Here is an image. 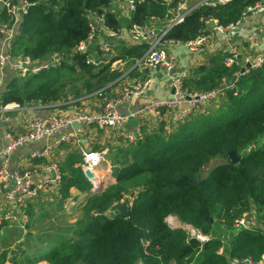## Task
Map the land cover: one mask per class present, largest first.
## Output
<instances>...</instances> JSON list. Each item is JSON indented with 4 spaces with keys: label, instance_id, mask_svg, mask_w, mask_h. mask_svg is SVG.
Masks as SVG:
<instances>
[{
    "label": "trees",
    "instance_id": "obj_1",
    "mask_svg": "<svg viewBox=\"0 0 264 264\" xmlns=\"http://www.w3.org/2000/svg\"><path fill=\"white\" fill-rule=\"evenodd\" d=\"M26 1L28 10L21 18L10 54L42 62L57 51L63 60L36 75L7 76L0 92V104L4 106L67 100V81L78 72L85 74L86 80L80 90H74L72 98L90 96L99 91L92 81L103 86L120 76V72L109 70L112 60L142 56L146 44L137 43L104 65L86 64V54L73 50L86 39L93 13L103 16L111 30L141 25L150 17L165 23L169 17L165 5L157 0L136 3L135 10L124 19L109 10L110 0ZM254 1L232 0L215 7H199L171 27L165 39L183 43L209 35L206 20L226 26L238 20ZM235 70L215 53L207 63L191 68L183 85L190 92H206ZM103 90L106 88L95 95L101 97ZM223 97L225 103L217 114H191L170 134L159 128L137 136L134 143L118 138L121 144L109 149L107 156L114 183L91 193L92 183L80 168L78 151L69 152L61 162L62 183L56 199L61 207L71 197V189L89 192L81 206V217L71 236L53 244L46 258L45 248L34 253L16 248L11 254H18L19 260H13L14 264H33L40 259L48 264H228L232 258L258 259L264 252V228L234 229L233 222L252 207L264 221V142L246 150L264 136V63L226 87ZM64 147L68 145L62 144L58 150ZM230 151L239 161H229ZM215 157L224 161L201 175ZM128 188V193L135 191V199L127 217L107 214L108 207ZM29 215L31 219V212ZM169 216L209 239L201 242L185 230L169 226ZM9 254L0 251V264H5Z\"/></svg>",
    "mask_w": 264,
    "mask_h": 264
},
{
    "label": "built area",
    "instance_id": "obj_2",
    "mask_svg": "<svg viewBox=\"0 0 264 264\" xmlns=\"http://www.w3.org/2000/svg\"><path fill=\"white\" fill-rule=\"evenodd\" d=\"M144 0H110L120 2L122 11L128 16L135 10L136 3ZM168 10L169 17L165 23L155 17H150L141 25H131L111 30L106 27L104 18L93 13L89 21V32L86 39L74 47V53H85V62L89 65L99 66L109 62L113 56L110 38L120 33H125L136 43L146 44V48L139 58L133 60L132 68L142 71L143 69H158L165 78L166 84L172 89L170 97L152 99L133 112L122 113L119 104L129 100L133 96L144 94L150 84L149 78L140 79L135 83L123 85L115 95H105L99 109L84 112L59 113L58 110H69L87 96L69 98L48 105H42L50 111L44 118L33 114L26 122L25 130L13 132L9 129L3 131L4 144L0 148V231L4 228H18L25 230L30 221V208L46 193L56 192L62 183L61 164L53 159L54 153L62 144H74L81 157L80 168L93 173L96 181L101 182L99 173L104 164L107 165V152L104 149H93L82 145L83 133L87 126L95 128H107L121 130L128 120L136 119L134 134L126 137V142L134 143L141 133L148 114H158L163 110L176 109V119L182 124L194 113L206 112L223 95L226 87L225 80L206 92H190L183 81L188 77L187 70H180L176 56L168 50L167 44L172 43L183 46L187 51L195 52L207 40L208 35L197 36L187 42H179L165 39V34L175 24L181 22L186 15L199 7H215L228 3L232 0H157ZM109 4V6H110ZM29 3L26 0H0V91L7 76H31L42 72L44 69L55 68L62 60L60 52L53 51L48 54L44 61L32 60L28 56H13L10 54L13 41L19 33L21 18L27 13ZM264 12V0H255L246 6L240 18L226 26L219 25L216 20H206V26L214 22V28L210 29L225 39V46L220 54L226 65L236 67L232 74L237 80L251 70H256L264 63V48L260 49L261 30L252 27L246 35L245 46L230 41L231 35L243 22ZM5 16L6 19L2 17ZM100 36H103L100 38ZM95 50V53L91 52ZM96 91V92H100ZM98 95H101L98 93ZM12 105V106H11ZM16 104H0V122L8 123L11 120L12 110L18 108ZM178 108V109H177ZM72 124L76 125V129ZM32 142H44L39 148L30 151L27 162L12 166L11 157L13 151L25 144ZM109 169L110 166H108ZM94 189L92 185L91 191ZM135 191L123 195L113 202L107 209V214L119 213L118 208L124 204L126 208L132 206L135 199ZM132 193V194H131ZM251 211V210H250ZM245 212L233 222V228L254 226L249 219L251 212ZM169 226L179 227L186 231L188 236L195 237L203 242L209 239L190 225L183 224L174 216L166 218ZM19 260V255L9 254L5 264H14L13 260ZM33 264H48L46 259H40ZM83 264V263H80ZM228 264H264V252L258 259L252 257L232 258Z\"/></svg>",
    "mask_w": 264,
    "mask_h": 264
},
{
    "label": "crops",
    "instance_id": "obj_3",
    "mask_svg": "<svg viewBox=\"0 0 264 264\" xmlns=\"http://www.w3.org/2000/svg\"><path fill=\"white\" fill-rule=\"evenodd\" d=\"M117 8L116 10H119ZM122 12V11H121ZM122 14H124L122 12ZM125 15V14H124ZM124 27V26H122ZM252 27H259L261 30V44L260 49L264 48V12L256 15L255 17L246 20L238 27V29L231 35L230 41L232 43H237L240 46H245L244 39ZM217 33V32H216ZM103 36H100V38ZM111 43V50L113 56L110 58L118 56L122 51L128 49L130 46L137 44L132 41L129 36L125 33H120L115 37L109 39ZM226 43L223 36L220 34H215L211 30L210 34L207 37V40L197 49L195 52L187 51L183 46L169 43L167 48L171 51L177 58V65L180 70H187L188 76L190 75V69L194 68L200 63H207L208 59L215 53H220L224 44ZM109 59V60H110ZM133 60L131 59H119L118 57L110 62L109 70H115L120 72V76L114 81L107 83L106 87L109 92L104 91L105 93L98 97L94 94L87 96L85 100H81L76 105L68 108H63L58 110L59 113H71V112H84L92 111L100 108L102 103L103 96L107 93L109 95H115L123 85L135 83L140 79L149 78L150 84L144 94L131 97L129 100L119 104V111L122 113L133 112L137 108L146 104L152 99H160L165 97H170L172 94V89L169 88L166 84V78L164 74L158 69H143L142 71L133 69ZM103 89V88H102ZM12 106V105H11ZM40 103H31L23 107H18L12 110L11 120L7 124H2L0 122V148L4 144L3 131L9 129L13 132H21L25 130L27 120L33 115L38 114L42 117H46L50 112L43 107ZM178 109V108H177ZM178 123L176 119V109L172 110H163L158 114H148V117L143 126H141V133L139 136L148 134L152 131H156L159 128H162L165 134H170L177 128ZM135 122L133 119L129 120L128 123L121 130H113L107 128H95L93 126H87L85 132L83 133L82 145L92 146L97 145L101 146V149L106 150L108 156V150H113L115 146L120 144L119 140L125 142L128 135L134 134ZM118 138H121L118 140ZM44 142H32L25 144L21 147L16 148L11 157L12 166H19L27 162V157L31 150L39 148L43 145ZM68 147L57 150L54 153L53 159L61 164L64 156L69 152H72L73 149L77 150L74 144H66ZM108 160V157H107ZM109 163L104 164L99 171V174L102 176V181H104V187L114 183V178L111 173V169L108 168ZM111 168V167H110ZM101 181V182H102ZM254 209V208H252ZM251 212V211H250ZM252 212L249 216L251 223L254 226H261L264 224V221L258 224L252 222ZM230 233L226 235L229 237Z\"/></svg>",
    "mask_w": 264,
    "mask_h": 264
},
{
    "label": "rangeland",
    "instance_id": "obj_4",
    "mask_svg": "<svg viewBox=\"0 0 264 264\" xmlns=\"http://www.w3.org/2000/svg\"><path fill=\"white\" fill-rule=\"evenodd\" d=\"M121 6L120 2H112L108 8L110 11L117 12L120 18L124 19L126 16L122 14L121 11L116 10L117 8H121ZM213 33L217 34L215 31H213ZM85 80L86 75L81 72L76 73L68 79L65 92L67 99L72 98L74 90L81 89ZM92 83L96 90L102 91V88L105 89L104 87L107 86L105 84L103 86L101 84H97L95 81H92ZM108 88H106L107 93L109 92ZM96 93L97 92L95 91L94 95ZM107 93L105 95H109ZM224 103V97L222 95L215 104L211 105L207 111L204 112L205 115L217 114ZM197 113L199 114L201 112ZM193 116L196 118L197 114ZM263 142L264 136L257 140L254 144L250 145L246 150H250L257 145H261ZM222 161H224L223 157H215L202 170L201 175L206 174L217 163ZM107 180L108 179H104L100 182V186L104 187L103 183ZM129 191L130 189L128 188L125 195H127ZM91 192L92 191H90V193ZM87 194H89V192L79 193L77 190L71 189V197L65 201L61 207H58L56 192L43 194L35 202V204L31 206V219L28 223L29 226L26 227L25 230H20L18 228H4L0 231V251H8V253L11 254L13 250L18 248L19 250H23L25 252L34 253L45 248L46 251H43L45 252L43 257L46 258L51 252V249L55 246L53 244L59 243L64 238L71 236L77 221L81 217V206L84 203V199ZM251 211L253 217L251 218L252 222L259 225L261 221L256 213V210L251 209ZM262 226L264 228V224Z\"/></svg>",
    "mask_w": 264,
    "mask_h": 264
},
{
    "label": "water",
    "instance_id": "obj_5",
    "mask_svg": "<svg viewBox=\"0 0 264 264\" xmlns=\"http://www.w3.org/2000/svg\"><path fill=\"white\" fill-rule=\"evenodd\" d=\"M209 28L210 29H213L214 28V22H211L210 23V27ZM235 80H236L235 79V76L230 75L229 77H227L225 79V83H226L227 86H231L234 83ZM128 121H127V123H128ZM133 122L136 123V119H133ZM72 126H73L74 129L77 128L75 124H72ZM227 156H228L229 161L231 163H236L237 161H239V157L233 151L228 152L227 153ZM84 175L91 181L92 185L94 186V189L92 191H94L95 189H97L98 187H100V182L99 181H96L94 179V177H93V175H92L91 172H89L88 170H86L84 172ZM118 210H119V215L122 218L127 217V215H128V209L126 208V206L124 204H121L120 207L118 208ZM173 228H175V227H173Z\"/></svg>",
    "mask_w": 264,
    "mask_h": 264
},
{
    "label": "bare ground",
    "instance_id": "obj_6",
    "mask_svg": "<svg viewBox=\"0 0 264 264\" xmlns=\"http://www.w3.org/2000/svg\"><path fill=\"white\" fill-rule=\"evenodd\" d=\"M99 66H101V65H99ZM93 174V173H92ZM96 174H99L98 172H96Z\"/></svg>",
    "mask_w": 264,
    "mask_h": 264
}]
</instances>
